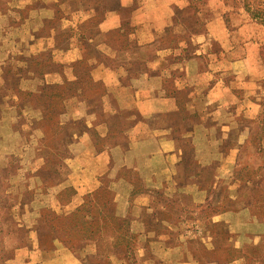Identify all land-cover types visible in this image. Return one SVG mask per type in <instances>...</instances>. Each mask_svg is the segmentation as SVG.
I'll list each match as a JSON object with an SVG mask.
<instances>
[{
    "label": "crops",
    "instance_id": "obj_1",
    "mask_svg": "<svg viewBox=\"0 0 264 264\" xmlns=\"http://www.w3.org/2000/svg\"><path fill=\"white\" fill-rule=\"evenodd\" d=\"M184 9L0 0V168L30 228L19 264H264V140L247 156L251 130L238 120L260 112L237 92L253 79L211 51L221 20L188 35ZM89 198L90 215L108 217L96 235L79 250L44 245L33 217Z\"/></svg>",
    "mask_w": 264,
    "mask_h": 264
},
{
    "label": "rangeland",
    "instance_id": "obj_2",
    "mask_svg": "<svg viewBox=\"0 0 264 264\" xmlns=\"http://www.w3.org/2000/svg\"><path fill=\"white\" fill-rule=\"evenodd\" d=\"M178 7L185 8L180 12V19L188 29V35L191 33L204 34L208 29V21L217 16L221 20L223 27L225 26L226 35L221 44L219 38L211 37L210 47L211 51L217 57H223L229 61L235 69L244 70L240 76L247 79H253L248 86L238 88L239 96L246 98L248 96L254 103L255 107H259L260 112L252 119L249 117H239L240 124L245 123L251 130V144L245 150L248 156L253 150H260L264 140V24L254 18L247 10L245 4L247 0H173ZM253 4L254 0H248ZM170 35H173L170 33ZM183 40L181 36L179 42ZM237 62V63H234ZM234 63V64H233ZM215 66H213V69ZM243 103V100L241 101ZM245 103L250 101L245 99ZM45 121L49 122L50 127L54 129L53 123L55 120L52 115H45ZM52 123V124H51ZM52 125V126H51ZM56 140V137H55ZM55 145V141L53 142ZM186 157L192 154L191 145L186 144ZM52 164L56 162L54 156L51 160ZM57 164L54 163V165ZM188 170L190 173L196 171L194 162H188ZM8 170L0 168V264H19L16 258L17 249L27 243L30 228L23 225L19 218L14 217L11 206L14 203V193L10 192V180L6 176ZM6 177H5V176ZM193 178L190 177V182ZM260 195V203H264V193ZM63 201V200H62ZM214 212L213 208H206L199 214L201 217H209ZM60 209L54 212H47L42 215L33 217L35 221L34 226L43 229V244L47 247H52L55 236L51 225L52 219L60 214ZM49 220V221H48ZM61 221H65L62 217ZM76 222L77 217L70 216L66 219ZM47 221V223L45 222ZM56 225V221H52ZM58 224V223H57ZM73 228V227H72ZM61 236L64 233L60 227L57 229ZM73 233L77 235L80 233L77 229H72ZM86 233V232H85ZM82 232V234H85ZM81 234V233H80ZM79 238L72 241L76 250L81 247V240ZM195 245V242L192 245ZM52 249V248H51Z\"/></svg>",
    "mask_w": 264,
    "mask_h": 264
},
{
    "label": "trees",
    "instance_id": "obj_3",
    "mask_svg": "<svg viewBox=\"0 0 264 264\" xmlns=\"http://www.w3.org/2000/svg\"><path fill=\"white\" fill-rule=\"evenodd\" d=\"M254 5H252L251 2H249L247 0V3L245 4L247 10L252 14V16L254 18H257L258 20H260L263 24H264V0H254L253 2ZM53 97H49V95H45L43 94L42 96L38 97V100H40V102L43 105H46L47 102L52 101ZM56 101V100H54ZM51 115V114H49ZM263 193V192H262ZM261 194V193H260ZM91 198L86 199L85 201V206L82 207V209H80L79 211H76L72 214H65V213H60L57 214L52 221H56V225H54L51 221V225L49 226L52 229V232L54 233V237H58L59 239L63 240L65 243H67L72 249H75L74 244L72 243V241H76L74 239H78V241H80L82 244L84 243L83 241L89 238H93L96 233L99 230V227L96 226L95 222L97 220V218L100 217H105L108 218L106 216H104L101 212H97V214L95 213L94 215H90V210H89V205L91 204ZM259 200H260V195H259ZM55 210L49 209L46 210L45 213L49 212H54ZM72 217V216H76L77 220L76 222H73L72 220L69 221V223H67L66 219L68 217ZM65 219V221H61L60 218ZM49 221V220H48ZM47 223V221H45ZM61 229V231L64 233V236H61L58 232L57 229ZM73 227V228H72ZM78 231L81 233H77V235L75 233H73L72 229H77ZM82 232H86L85 234H82ZM81 244V245H82ZM252 264V263H251Z\"/></svg>",
    "mask_w": 264,
    "mask_h": 264
}]
</instances>
